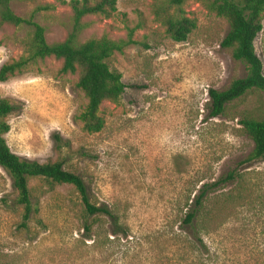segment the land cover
<instances>
[{
  "label": "rangeland",
  "instance_id": "obj_1",
  "mask_svg": "<svg viewBox=\"0 0 264 264\" xmlns=\"http://www.w3.org/2000/svg\"><path fill=\"white\" fill-rule=\"evenodd\" d=\"M71 1L11 0V8L29 19L38 6L53 5L35 16L52 44L68 36ZM156 2L117 0L112 18L85 19L81 42L126 39L136 29L137 44L109 60L127 88L118 104L102 105V132L83 131L78 117L88 101L77 88L79 74L62 73L61 60L38 61L0 82V98L20 107L7 118L12 152L41 164L62 162L82 177L92 203L118 215L129 237L112 236L109 220L98 216L89 219L99 242L93 246L84 236L78 192L41 178L29 181L39 213L22 229L24 209L0 167V264H264V159L245 163L254 144L240 125L246 115L264 119V92H249L210 118L209 91H224L247 75L246 65L221 46L229 24L202 1L189 0L184 10L197 29L176 43L155 19ZM30 31L0 29V67L24 55ZM256 52L264 67V28ZM229 174L234 179L205 198L195 236L182 230L189 197ZM200 241L208 253L191 250Z\"/></svg>",
  "mask_w": 264,
  "mask_h": 264
},
{
  "label": "trees",
  "instance_id": "obj_2",
  "mask_svg": "<svg viewBox=\"0 0 264 264\" xmlns=\"http://www.w3.org/2000/svg\"><path fill=\"white\" fill-rule=\"evenodd\" d=\"M34 2L35 0H17ZM189 0H157L154 15L166 30L167 35L176 43H184L197 29V20L189 17L184 10ZM206 9L217 17L225 19L229 30L221 43L222 48L232 51L233 59L247 67V75L235 80L224 91L210 90V118H217L226 113L227 107L243 98L249 92H264V67L256 52V40L263 31L264 0H200ZM70 31L63 42L50 44L46 38V28L35 22L38 13L53 10V5L38 6L29 19L18 16L11 8V0H0V29L11 26L16 29L30 28L31 31L23 41L24 55L0 67V82L22 74L30 64L55 58L63 62L61 72L79 74L77 88L83 92L88 104L79 115L84 132L98 134L105 128V119L101 115V107L105 102L118 104L122 99L126 85L123 76L109 65V60L116 54L137 44L133 39L136 29H128L126 39L112 40L104 35L85 42L80 41L83 32L89 27L87 17L100 16L110 19L117 12V0H72ZM20 109L17 102L0 98V167L8 173L12 187L17 193L16 203L22 206L24 214L20 227L29 229L30 222L38 215L39 208L33 204L29 181L35 178L44 179L52 184L70 185L78 192L86 215L83 225L84 236L97 245L93 225L90 218L106 217L111 226L112 236L129 237L128 229L120 225L119 217L108 206L91 202L87 186L77 174L67 171L62 162L41 164L37 161L23 159L10 149L5 135L10 131L7 118ZM240 125L254 144L253 150L245 160L252 163L264 159V119L253 115L244 116ZM233 174L212 185H203L198 192L189 197L185 204L186 214L182 219V230L197 233V224L203 214V203L209 191L216 190L221 184L234 179ZM185 232V231H183ZM177 234V238L183 237ZM191 243V250L201 254L208 253L207 247L200 241ZM203 264V263H202Z\"/></svg>",
  "mask_w": 264,
  "mask_h": 264
}]
</instances>
